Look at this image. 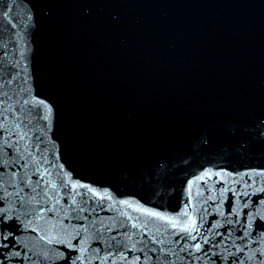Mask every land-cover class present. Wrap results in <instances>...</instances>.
I'll list each match as a JSON object with an SVG mask.
<instances>
[{"label":"water","instance_id":"water-1","mask_svg":"<svg viewBox=\"0 0 264 264\" xmlns=\"http://www.w3.org/2000/svg\"><path fill=\"white\" fill-rule=\"evenodd\" d=\"M0 264H264V0H0Z\"/></svg>","mask_w":264,"mask_h":264}]
</instances>
